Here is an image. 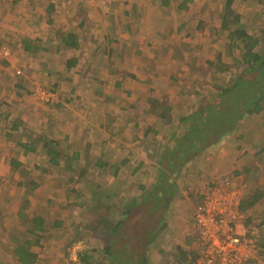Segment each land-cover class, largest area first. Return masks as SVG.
Listing matches in <instances>:
<instances>
[{"label": "rangeland", "instance_id": "obj_1", "mask_svg": "<svg viewBox=\"0 0 264 264\" xmlns=\"http://www.w3.org/2000/svg\"><path fill=\"white\" fill-rule=\"evenodd\" d=\"M225 1L22 3L21 13L32 9L31 20L38 23L19 25L21 35H14L8 47H16L28 31L39 42L31 41L33 48L27 51L17 49L12 62L8 59L12 50L0 51V236L7 241L0 242V247L7 243L0 252V264H19L13 236L27 239L30 220L26 218L36 215L46 219L48 228L43 246H32L38 253L35 264L110 262L104 233L91 227L108 212L107 207H97L94 193L101 198L109 194L105 196L112 198L105 199L109 204L117 202L112 193L125 188L145 194L164 168L158 161L165 158L167 144L173 143L180 118L216 95V75L222 79L231 75V70L218 68L220 54L225 64H232L240 52L229 46L227 32L221 28ZM234 7L249 29L263 28L264 0H236ZM70 33L77 35V47L66 44L64 38ZM75 59L78 62L73 64ZM154 97L174 106L173 123L149 113V100ZM15 120L21 122L19 128L7 137L6 123ZM42 133L57 140L62 151L83 150V157L74 160L75 170L50 165L41 143L37 151L22 154L20 140ZM219 138L210 135L199 155L195 150L180 160L173 155L168 158L167 172L178 180L180 192L164 214L161 208L160 215L151 214L155 220L151 228L163 222L166 226L148 247L145 264H186L178 246L202 249L194 210L211 186L224 182L242 188L244 223L264 236V151L255 154L264 147V110ZM12 158L22 162L16 172ZM100 158L106 165L96 164L102 163ZM125 158L130 162L114 176L111 165ZM144 159L145 164L132 176L133 166ZM244 166L249 170H243ZM15 180L26 184L17 187ZM140 183L145 187L139 188ZM190 183L195 192L192 197L188 195ZM114 208L118 210L117 205ZM135 214L144 234L126 228L129 238L121 244L125 253H129L125 243L139 239V246L149 233L144 215L138 209ZM52 220L61 224L53 226ZM131 252L127 258L141 263L145 249L139 246ZM257 260L252 264H264L260 254Z\"/></svg>", "mask_w": 264, "mask_h": 264}, {"label": "trees", "instance_id": "obj_2", "mask_svg": "<svg viewBox=\"0 0 264 264\" xmlns=\"http://www.w3.org/2000/svg\"><path fill=\"white\" fill-rule=\"evenodd\" d=\"M235 1L236 0H226L220 14L221 28L223 31L227 32L229 46L240 51L238 58H235L232 64H225L222 54L218 56V68L223 72L231 70V75L223 79L216 75L215 78L219 80L217 85L213 83V89L216 95L211 99L206 98L205 104H201L199 107L195 108V110L188 114H184L180 118L177 129L174 132L173 143L169 142L164 152L165 158L168 161L164 160L165 158H160L158 161L161 165H164V168L160 170L159 179L157 178V180H154V182L148 186L145 194H139L140 192L138 191V194H135L133 193L135 190L130 192L129 188H125L123 192L119 190L112 193V195L114 194L117 198L115 204H109L105 201V199H112L105 198V196L109 194L101 198L98 193H94L98 202L97 207H107L108 211L107 214L103 215L97 221L94 220L91 224L92 228L99 229L100 232L104 233L103 236L106 237L104 249L110 257V262L107 264H118L119 260H121L120 264H145L146 261H148L149 256L146 255L148 247L155 241L156 238L154 237H157L160 229L166 226L163 222L155 226L154 229L151 228V226L155 224V220L152 219L153 216H151V214L158 213V215H160V208L164 210L162 212V214H164L166 207H169L171 199L178 190L177 181L167 172V169H169L168 164L171 162L168 158L173 155V157L180 160L181 158H186L195 150L199 155L210 135H216L219 140L221 139L219 137L227 136L231 134L235 128L241 127L246 117L251 118L264 110V25L260 30L254 31L249 29L242 23V14L235 10ZM164 2L168 3L169 0H164ZM261 14L264 15V10ZM76 39L77 35L72 33L64 38L66 44L72 47L78 46ZM32 48L33 46L28 47V49ZM77 62L78 60L76 59L72 61L73 64ZM149 103V113L156 115L159 119H166L168 123H173L174 118L172 113H170L174 108L173 105L156 97L151 98ZM5 118L7 119L8 115ZM20 123L21 122L17 120L7 122L5 126L6 136L11 137L19 128ZM243 136L244 135H242V137ZM215 142L216 141H212L211 145L215 144ZM40 143L41 146L39 147L41 152L48 155L47 161L50 165L55 167L64 165L67 170L73 171L75 170L74 160L83 157V150H74L72 153L62 151L57 140L51 139L43 133L32 140H25L22 138L18 145L23 150L22 154L28 155L30 152L37 151ZM86 151L87 149L84 150V152ZM263 151L264 147H261L255 154L260 155ZM87 162L88 163L85 162L86 165L90 164L88 159ZM127 162L128 158H125L121 162L111 165L113 175L117 176L121 168ZM10 164L14 168L13 171L16 172V169L20 167L22 162L12 158ZM96 164L103 166L106 165V161L102 160V163L97 162ZM85 172L86 170L81 171V173ZM165 178L167 179L166 183ZM15 183L17 187H21L26 184V181L15 180ZM29 185L30 182L28 183V186ZM144 187V184H139V188ZM113 205L114 207L117 205L120 212L118 210L116 211L117 208L113 209ZM137 209L144 215L143 218L147 222L146 225L149 228V233L145 241L139 245L145 249V252L142 254L143 260L141 263L138 262V260L134 261L133 259H128L126 255L139 247L138 244L136 245L139 239L133 242V244H124L129 253H125L121 248L124 239L127 237L129 238V236L125 234L126 228H134V234H139L140 232H142L141 235L144 234L143 226L138 224V221L141 219H135V212ZM144 211H146V213ZM26 220H30L28 228L30 236H28L27 239H23L19 237L20 235H14L13 240L16 242V246L13 251L17 255L19 264H35L38 259V253L32 249V246H43L42 240L48 227L45 225L46 219L43 216L36 215L31 219L26 218ZM52 222L53 226L61 224L60 220H52ZM259 243V254L264 257V236L262 237L261 234ZM178 251L181 254L180 258L182 262L187 261L186 264H193L197 258L200 257L201 250H188L182 246H178ZM120 256L122 258H119ZM255 261L258 260L256 259Z\"/></svg>", "mask_w": 264, "mask_h": 264}, {"label": "built area", "instance_id": "obj_3", "mask_svg": "<svg viewBox=\"0 0 264 264\" xmlns=\"http://www.w3.org/2000/svg\"><path fill=\"white\" fill-rule=\"evenodd\" d=\"M242 201V188L229 182L205 192L194 210L202 249L193 264H252L257 259L260 234L245 225Z\"/></svg>", "mask_w": 264, "mask_h": 264}, {"label": "crops", "instance_id": "obj_4", "mask_svg": "<svg viewBox=\"0 0 264 264\" xmlns=\"http://www.w3.org/2000/svg\"><path fill=\"white\" fill-rule=\"evenodd\" d=\"M29 1H31V0H0V10H1L0 11V51L2 49L4 50V47L7 48V50H9L10 53L12 50V56H10V53L8 55V56H10V58L8 57L10 62L13 61L12 57H14L15 51L17 49H19L20 51L21 50L27 51L28 47L32 46L30 44L31 41H32V43L35 40H37V42H39V39L37 38L38 36L34 32L28 31L27 33L23 34V36H20L19 42L17 43L16 47H14L12 49L10 47H8V46H10L9 44H11L12 37L14 35H17V36L21 35V29H20L19 25H23V24L26 25L27 21L33 22L35 25H36V23H38L37 20H35L36 23L31 20V17H33L32 14L34 12V11H32V9H30V11L26 15L21 13V9H22L21 7L23 5L22 3H26ZM19 3H21V4H19ZM49 7H52V5H49ZM37 11H39V9H37ZM3 15H4V17H2ZM36 16H37V14H36ZM46 16H48V15L46 14ZM30 24L31 23H29V25ZM129 162L130 161L128 160V163ZM143 164H145V159L140 161L139 164L133 166L132 176H134L137 172L140 171ZM136 168H137V170H136ZM245 168H246V166L243 167V170H245ZM246 169L249 170V168H246ZM175 181H177V187H178V190L175 194L177 196V194H179L180 191H179L178 180L175 179ZM191 183H190V186L188 187V191H189L188 195H190L192 197L193 195H195V192L191 189ZM140 184L146 185L145 183H140ZM197 234H199V231L197 232ZM197 239H198V235H197ZM2 240L6 241L5 238L0 236V242H2ZM5 243L4 242L2 243V245L0 247V252L3 251L2 248L7 244V243L6 244Z\"/></svg>", "mask_w": 264, "mask_h": 264}]
</instances>
